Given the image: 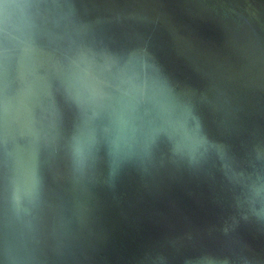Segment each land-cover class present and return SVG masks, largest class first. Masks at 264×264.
<instances>
[{
  "label": "water",
  "instance_id": "95a60500",
  "mask_svg": "<svg viewBox=\"0 0 264 264\" xmlns=\"http://www.w3.org/2000/svg\"><path fill=\"white\" fill-rule=\"evenodd\" d=\"M0 264H264V0H0Z\"/></svg>",
  "mask_w": 264,
  "mask_h": 264
}]
</instances>
